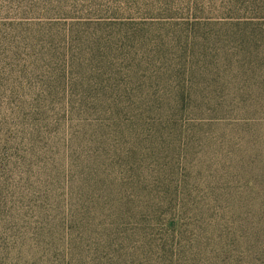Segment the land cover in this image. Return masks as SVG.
Masks as SVG:
<instances>
[{
	"label": "rangeland",
	"instance_id": "1",
	"mask_svg": "<svg viewBox=\"0 0 264 264\" xmlns=\"http://www.w3.org/2000/svg\"><path fill=\"white\" fill-rule=\"evenodd\" d=\"M62 68L73 83L86 74L134 93L157 132L143 136L145 162L129 169L152 196L168 182L189 200L177 209L190 212L187 261L247 264L243 221L230 223L232 241L217 223L233 217V197L264 188V0H0V179L12 159L5 138L17 132L11 107ZM191 100L205 112H178ZM159 215L154 250L165 237L177 250L168 230L181 220L168 226Z\"/></svg>",
	"mask_w": 264,
	"mask_h": 264
},
{
	"label": "trees",
	"instance_id": "2",
	"mask_svg": "<svg viewBox=\"0 0 264 264\" xmlns=\"http://www.w3.org/2000/svg\"><path fill=\"white\" fill-rule=\"evenodd\" d=\"M74 77L55 69L33 99L11 107L17 132L5 138L12 159L0 179V264L25 257V264H193L187 261L195 248L187 236L190 212L177 211L187 210L189 200L175 197L177 185L168 182L152 196L147 181L130 171L145 162L143 136L156 131L146 124L141 104L126 89L90 83L86 74L89 82L77 84ZM189 103H180L178 112H205ZM233 200V217L217 224L232 241L230 223L243 221L247 264H264V188L254 185ZM159 214L168 226L181 220L168 230L178 239L177 250L169 237L157 242L160 252L154 250L150 235L162 221Z\"/></svg>",
	"mask_w": 264,
	"mask_h": 264
}]
</instances>
